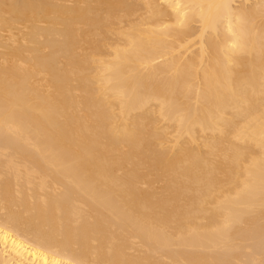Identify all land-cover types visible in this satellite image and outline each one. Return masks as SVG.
Returning a JSON list of instances; mask_svg holds the SVG:
<instances>
[{"label":"bare ground","instance_id":"6f19581e","mask_svg":"<svg viewBox=\"0 0 264 264\" xmlns=\"http://www.w3.org/2000/svg\"><path fill=\"white\" fill-rule=\"evenodd\" d=\"M0 264H264V0H0Z\"/></svg>","mask_w":264,"mask_h":264}]
</instances>
